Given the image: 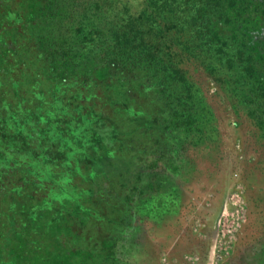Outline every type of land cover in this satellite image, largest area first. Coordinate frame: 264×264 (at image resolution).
<instances>
[{
    "label": "trees",
    "instance_id": "obj_1",
    "mask_svg": "<svg viewBox=\"0 0 264 264\" xmlns=\"http://www.w3.org/2000/svg\"><path fill=\"white\" fill-rule=\"evenodd\" d=\"M184 61L264 158V0H0V104L30 118L0 149V264H158L221 141Z\"/></svg>",
    "mask_w": 264,
    "mask_h": 264
},
{
    "label": "rangeland",
    "instance_id": "obj_2",
    "mask_svg": "<svg viewBox=\"0 0 264 264\" xmlns=\"http://www.w3.org/2000/svg\"><path fill=\"white\" fill-rule=\"evenodd\" d=\"M182 67L202 87L212 105L218 119L221 141L213 156L198 158L203 170L200 169L196 175L192 194L198 203H191L193 198L189 194L188 203L182 205L184 215L180 225L174 226L172 223V227L155 240L156 260L158 264H225L232 257L235 264H246L259 246V235L264 226V158L250 138L246 122L238 126L234 123L230 106L215 83L193 62L184 61ZM0 109L4 113L0 114V149L9 146L23 148L25 141L22 131L27 124L24 117L29 120V116L18 113V104L8 107L1 103ZM11 124L15 125V133L10 131ZM57 131L58 128L52 126V138L56 137ZM70 142L71 148L58 141V149L65 150L75 164L76 154L71 151V139ZM92 150L93 147L88 148V151ZM95 153L102 152L93 150L92 155L89 154L84 160L90 162L96 158ZM119 154L115 156L117 161ZM4 156L7 158L9 154ZM88 169L86 165L84 170ZM76 180L79 181V178ZM76 194L73 192L74 196ZM74 207V210L82 212L78 205ZM49 220H45L44 224L47 225Z\"/></svg>",
    "mask_w": 264,
    "mask_h": 264
},
{
    "label": "flooded vegetation",
    "instance_id": "obj_3",
    "mask_svg": "<svg viewBox=\"0 0 264 264\" xmlns=\"http://www.w3.org/2000/svg\"><path fill=\"white\" fill-rule=\"evenodd\" d=\"M194 186H195V184H193L192 186H190L189 185V188L187 189L188 191V193H186V197L187 196H189V194H190V196L193 198V188H194ZM181 197H183V196H181ZM195 203L196 205H197V203H198V199H196V198H193V201L191 202V203ZM185 206V205H184ZM189 206V204L187 205V207ZM190 211L191 209H187V211ZM183 215H184V210L182 209V212H181V215H180V220H179V224L177 225V226H179L180 225V221L183 219ZM261 243V242H260ZM230 260H229V262H227V263H225V264H235V262L233 261V259H232V257H230L229 258ZM246 264H248V262L246 263Z\"/></svg>",
    "mask_w": 264,
    "mask_h": 264
}]
</instances>
